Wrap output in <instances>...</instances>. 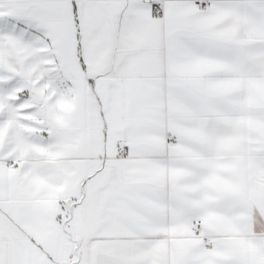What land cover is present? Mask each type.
<instances>
[{"label": "crops", "instance_id": "1", "mask_svg": "<svg viewBox=\"0 0 264 264\" xmlns=\"http://www.w3.org/2000/svg\"><path fill=\"white\" fill-rule=\"evenodd\" d=\"M196 1L0 0V264H264V0Z\"/></svg>", "mask_w": 264, "mask_h": 264}, {"label": "built area", "instance_id": "2", "mask_svg": "<svg viewBox=\"0 0 264 264\" xmlns=\"http://www.w3.org/2000/svg\"><path fill=\"white\" fill-rule=\"evenodd\" d=\"M199 4L201 5L202 9H204V10L207 9V7H208V2H207V1H199ZM154 14H155V15H161V14H162V8H161V5H160V4H155V7H154ZM173 142H174V143H177V140L173 139ZM120 155H125V150L120 151ZM13 165L15 166V164H13ZM193 224H194L197 228H199V226H200V221H193ZM206 247L211 248L212 245H211L209 242H207V243H206Z\"/></svg>", "mask_w": 264, "mask_h": 264}, {"label": "rangeland", "instance_id": "3", "mask_svg": "<svg viewBox=\"0 0 264 264\" xmlns=\"http://www.w3.org/2000/svg\"><path fill=\"white\" fill-rule=\"evenodd\" d=\"M199 1H207V2H208V7H209V2H210V1H208V0H199ZM199 1H196V3H197V5H198L200 8H202L201 5L199 4ZM208 7H207V8H208ZM77 250H78V249H77ZM79 254H80V252H79ZM76 257H77V255H75V253H74V258L76 259Z\"/></svg>", "mask_w": 264, "mask_h": 264}]
</instances>
